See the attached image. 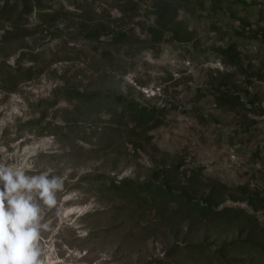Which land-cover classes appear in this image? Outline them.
I'll return each mask as SVG.
<instances>
[{
    "label": "rangeland",
    "instance_id": "374dc122",
    "mask_svg": "<svg viewBox=\"0 0 264 264\" xmlns=\"http://www.w3.org/2000/svg\"><path fill=\"white\" fill-rule=\"evenodd\" d=\"M138 1L130 9V0H42L45 10L60 12L56 31L43 26L12 41L0 38V64L17 66L20 59V65L28 66L32 62L26 54L31 51L41 52L35 66L44 67L41 74L14 88L0 82V155L64 179L57 207L42 213L50 225L41 236L45 264H224L208 251L179 250L188 244L215 249L248 233L255 240L261 238L264 116L241 109L225 112L207 87L217 83L220 73L232 72L243 89L240 94L246 98L256 94L264 104V80L241 73L215 50L236 43L245 70L264 75V42L249 33L264 31V0H202L203 6L197 0H174L176 20L186 38L173 39L168 32L158 42L140 28L159 24L150 12L156 0ZM82 11L84 17L78 15ZM36 13L35 9L25 18L24 26L41 22ZM242 21L249 26L243 28ZM83 23L89 28L104 24L109 32L131 28L132 41L116 45L110 42L111 33L97 42L84 40L74 33ZM1 24L0 32L8 23ZM55 53L67 57L52 59ZM65 85L85 92L123 93L161 109L157 111L161 121L152 126L121 122L118 116L99 114L63 96L57 106L49 107L46 100L60 95L56 89ZM67 122L82 123L80 131L69 127L62 133L54 127ZM108 123L118 124L122 131L102 138L95 130ZM247 124L249 130L242 131ZM179 162L180 175L169 179L172 184L193 169L199 185L219 181L231 187L219 209L241 206L257 221L181 211L168 199L149 203L144 195L116 191L109 183L112 178L144 183L157 168ZM157 178L162 182L166 175ZM255 191L262 197L256 203L240 199L256 197ZM226 256L251 260L238 264H264V254L256 252Z\"/></svg>",
    "mask_w": 264,
    "mask_h": 264
},
{
    "label": "trees",
    "instance_id": "16d2710c",
    "mask_svg": "<svg viewBox=\"0 0 264 264\" xmlns=\"http://www.w3.org/2000/svg\"><path fill=\"white\" fill-rule=\"evenodd\" d=\"M128 1V0H127ZM132 1L130 9L139 5L140 1ZM186 1V0H184ZM189 0H187L188 2ZM2 2V3H1ZM197 2L203 6L204 2L202 0H197ZM219 1L218 3H220ZM180 3V2H179ZM217 3V0H214ZM181 5V4H180ZM36 9V15L40 18L41 22L33 26H24L25 18L28 17ZM214 11H218L217 8H213ZM150 12L157 16L159 24L156 25H146L142 24L140 28L143 32L147 33L150 40L158 42L163 39L166 33L170 32L173 39L184 40L186 38L185 32L182 25L176 20L177 5L174 0H156L154 6L150 9ZM126 13V12H125ZM80 17H84L85 12L82 11L78 13ZM60 18L59 11H49L45 10L42 0H0V26L1 22L8 23L7 26L1 28L0 32L1 41H12L20 37H24L29 33H34L36 29L43 28L45 26L48 29L54 27L53 32L58 29L56 22ZM241 25L243 28L249 26L248 23L242 21ZM131 28L109 32V29L104 24H95L93 27H87L86 23H83L74 33L81 36L82 39L92 42L100 41L101 37L111 33L110 42L116 45H123L132 41V35L130 33ZM251 37H254L262 42H264V31L249 30ZM71 33V32H69ZM74 38V36H73ZM142 42L147 40L138 38ZM75 50V48H72ZM217 53L230 64L236 65L241 73H245L248 76L256 79L264 80V75L256 72H249L245 70L243 65V58L237 50V44L232 43L227 49L216 48ZM110 54V52H109ZM106 52L103 55H109ZM26 58L29 59L32 64L28 66L20 65V59H18L17 66H11L7 63L0 64V72L3 74V78H0V82L7 85L10 83L11 87L14 88L24 79H32L36 75L43 72L44 67L40 65L35 66L36 62L41 58V52H28ZM24 54H22L21 59H24ZM67 56H60L55 53L52 59H63ZM247 65H250L249 62ZM4 87V86H3ZM209 93L214 96L216 101V106L222 108L225 112L239 111V109L244 110L248 114L264 116V104L261 97L256 94L251 98H246L242 96L240 92L243 90L240 85H238L233 80V73L225 72L220 73V78H218L217 83L210 84L207 87ZM59 94L55 96L54 99L46 100L49 107H55L59 104L60 97H64L66 101H76L80 104H85L87 107L93 108L98 111V113H107L110 117L118 116L120 121L124 122H134L137 125H156L161 118L157 111H161L154 106H149L141 104L135 99L128 98L123 93L115 94L109 91H95V92H85L76 87L62 86L57 88ZM245 93H248L244 91ZM165 109H162V111ZM55 124L54 127L61 130L62 133L67 131L71 127V131H80L77 127H80L82 123L73 122L68 124ZM254 123V122H252ZM47 127V126H46ZM74 127V128H73ZM48 128V127H47ZM250 124H247V128L242 129V131H248ZM65 129V130H62ZM97 134H101L102 138L105 136L109 139V135L118 134L122 131V128L118 124H103L96 128ZM108 145V144H107ZM182 162L162 166L154 170L153 178L144 183H138L132 179L125 178L124 180L118 181L115 179H110L109 183L111 188L116 191H121L123 193L138 194L141 197L144 195V200L146 202L154 203L158 200L166 201V199L177 203V207L180 210L187 209L189 211L195 212L199 211L203 214H210L211 216L217 218H239L244 219L250 224L257 221L256 215L254 213L248 212L241 206H231L224 205L222 208H218L225 201V193L231 190V187L225 183L219 181L215 182L213 185L206 186L204 182L200 185L197 182V173L193 170H186L184 172L185 177H183L178 183L171 181L176 180L175 176L180 175ZM183 174V173H182ZM158 175H166V179L162 182L158 181ZM168 177V178H167ZM171 177V178H169ZM244 189L243 187H238L237 189ZM208 189V190H207ZM246 191V190H245ZM264 191V189L262 190ZM256 197L250 195L240 196V199L247 200L249 203H256V201L261 200L259 191L253 192ZM201 195V196H199ZM199 196V197H198ZM235 199L236 196H233ZM238 199V198H237ZM178 209V208H177ZM258 210V206H255ZM261 238L255 240L250 233H248L244 238H234L230 241H225L215 249L210 246H204L203 244H188L183 246L179 251H185L190 253H201L208 251V256H217V259L224 264H234L248 261V258L235 259L226 258V255H230L234 252H256L264 254V225L260 226ZM251 260L249 259L248 262Z\"/></svg>",
    "mask_w": 264,
    "mask_h": 264
},
{
    "label": "clouds",
    "instance_id": "9594fccd",
    "mask_svg": "<svg viewBox=\"0 0 264 264\" xmlns=\"http://www.w3.org/2000/svg\"><path fill=\"white\" fill-rule=\"evenodd\" d=\"M11 159L0 155V264H45L42 213L57 207L64 179Z\"/></svg>",
    "mask_w": 264,
    "mask_h": 264
}]
</instances>
